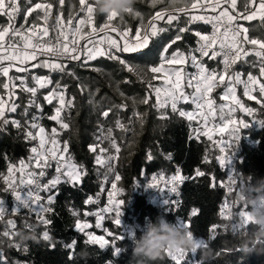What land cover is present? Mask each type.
<instances>
[{"label":"trees","instance_id":"1","mask_svg":"<svg viewBox=\"0 0 264 264\" xmlns=\"http://www.w3.org/2000/svg\"><path fill=\"white\" fill-rule=\"evenodd\" d=\"M38 2H52L54 12L55 9L62 8L59 14L65 21L63 25L65 28L69 27L67 20L70 13L73 20L78 19L81 15L78 11V0H64L62 6L59 0H31V3L28 0H18L21 11L17 14V27L25 24L28 29L32 27L33 23L39 26L42 23L49 27L52 39L56 37L60 29L56 28L55 31H51L56 24L55 15L49 18L47 24L43 20H37L33 13H29L25 18L24 12L27 7ZM243 3L244 0H238L241 11ZM160 7L157 5L155 9H152L148 6L147 0H138L134 8L144 14V23L146 24L148 17L158 11ZM0 16V23L2 26H6L7 17L3 14ZM102 22H104L103 16H98L94 20V25ZM124 23L132 29L133 34L139 21L126 14ZM242 23L249 29L250 37L264 39V26H261L259 19L242 21ZM157 24L159 27H167L169 30L154 38V44L150 41V47L153 49V62H158V52L163 49L164 44L174 38L178 31L177 28L168 26L164 21H157ZM179 26L182 27L184 24L181 23ZM196 31L208 32V28L202 21L187 25V31L181 33V40L175 41L174 45L170 44V49L174 51L176 48H180L181 51L187 52L190 48H195L198 40V37L195 36ZM168 54L170 55V52ZM194 54L199 55L198 53ZM121 55L131 58L133 63L142 62L144 59L135 56V54L122 53ZM41 59H46V57H37L35 62L29 61L24 73L18 72L16 67H13L9 69L8 77L0 74V98L6 100V103L17 105V112L8 115L20 120L22 125L21 129L17 130L9 124L4 131H0V174H7L8 163H17L20 159L27 161L28 150L32 145L23 139V126L26 118L30 124L32 115L36 114L40 117L39 123L47 131L50 132L52 127H57L59 130L55 121L48 119L57 105L54 102L49 104L43 100L47 92L52 91L56 82L59 81L66 98L74 101L71 109H65L62 112L64 120L70 125V128L60 130L61 143L64 140L69 142L70 154L75 162L84 165L86 175L82 177L79 185L61 184L58 186L51 205L53 212L46 214L52 220L50 236L51 242L55 245L54 248L49 247V241L43 240L42 232L45 226L38 222L35 213L26 216L24 215L26 210H22L19 214H11L9 211V215L0 221V233L8 227L6 224L8 218L15 222V228L12 231L17 233L15 239L21 245L19 249L8 248V239L0 235V241H2L0 247L4 249L5 254L11 260L19 261L20 264H106V261L111 258L110 247L101 250L96 245L86 244L87 237L75 228L77 217L71 214V209L77 212L81 220L88 222L89 228L85 231H92L96 235H105L107 239H111V237L106 235L105 228L115 235H121L122 240L119 243L124 251L114 258L115 264H134L130 257L131 239L133 236L138 237L143 231L144 224L148 220H154L157 216H163L172 223H178L177 216L188 219L191 222L190 230L197 238H206L207 254L205 255L200 249L188 252L184 264H196L197 261L200 264H264V251L253 250L246 254L240 252L239 241L231 228L232 221L224 220L219 216L220 204L225 199L228 201L230 199V194L221 187V182L227 180L229 173L239 174L241 177L249 175L250 182L252 176L264 175V119H252L245 113H236V118L246 120V125L239 130L235 143H230L226 149L227 159L224 166L221 167L216 161V156L220 154L219 150L214 147L211 141L205 137L200 140L189 139L190 129L184 118L171 113V109L168 108L166 109L168 117L161 119L160 113L165 110L151 107V104L155 103L154 96L150 98V104L140 103L145 94L146 85L139 82L137 77L124 69L118 61L109 60L107 57H96L95 60L87 61L86 64L84 61L77 63L64 60L62 62L65 64V71L61 73L49 72L48 69L39 68V66L33 69L31 64L39 65ZM256 61L257 58L254 54L249 53L247 57L239 60L233 69L239 71L244 79L251 71L264 82V77L259 76V65L253 67ZM206 67L219 70L221 65L218 64V61L206 62ZM193 69L190 62L183 68L186 75ZM32 74L48 75L52 80V84L45 89H38L37 103L42 104L39 112L28 104L30 93L16 87L11 89L15 95L10 96L9 90L3 88L5 81L10 85H19L20 82L16 77L20 75H24L28 85L33 86ZM145 79L147 80L148 77ZM154 83L161 84L162 82ZM64 85L67 87L64 88ZM236 90L238 98L243 103L258 109L257 117L259 118L264 110L259 109L256 101L249 100L244 96L242 85H237ZM222 91L223 86L214 90L213 98L217 103L222 102L220 100ZM120 93H123V96ZM254 95H258V92H255ZM129 97H135V110L142 114L140 119L143 120V123L133 115V103L128 99ZM122 102L126 103L127 107L117 108L116 105ZM181 106L185 110H191L192 107L190 103L183 102H181ZM25 108L28 109L27 112H25ZM108 109H111L109 115L102 116L101 112ZM117 120L124 125L123 128L116 126ZM109 129L112 130V136L117 141L120 152L114 162V173H109L108 179L105 180V168L96 165L95 157L100 154L99 147L106 148L109 152L114 151L110 148L108 140L105 139ZM219 138H221L219 134L213 137V139ZM223 138L227 139L226 136ZM90 145L94 146L92 150H90ZM96 145L99 147H95ZM148 154L152 155V160L147 159ZM168 154H172L171 160L166 158ZM205 155L208 157L207 161L204 160ZM176 167H180L182 175L189 179L179 186V204L173 205L172 211L165 201L171 197L177 199L175 194L168 193L166 189L151 186L148 182L154 174L157 176L161 173L165 176L172 175ZM197 168L205 175L199 178L195 177L194 173ZM54 169L55 165L53 164L46 174L48 179L54 174ZM117 173L121 176L117 185L123 190L119 194V198L123 200L119 217L120 223L115 225L111 222L114 213H102L104 218L101 220V227L97 228L96 210L103 209L107 203L108 190L112 186L111 180ZM18 175L19 173H17ZM213 183L215 187H210L209 185ZM3 187L2 176H0V189ZM42 195L45 198L47 196L46 193H42ZM90 195L93 197V203L85 205L83 202ZM0 197H3L9 206L11 205L9 193L0 191ZM241 206L243 205L232 206V211H238ZM192 207L199 209L195 218L188 215ZM85 212H88L89 215L85 216ZM212 224L224 227H218L214 234H210L209 229ZM246 230L250 231L251 225L247 226ZM209 235H211V239L207 240ZM73 239L77 241L74 249L63 247L64 243H70ZM25 247L28 249L26 252L23 251ZM69 252L75 254L71 259L68 255ZM149 264H175V262L162 253L159 258Z\"/></svg>","mask_w":264,"mask_h":264},{"label":"snow or ice","instance_id":"2","mask_svg":"<svg viewBox=\"0 0 264 264\" xmlns=\"http://www.w3.org/2000/svg\"><path fill=\"white\" fill-rule=\"evenodd\" d=\"M31 3V0H28ZM173 5L180 3L178 7L163 8L160 7L148 17V23H144V14L135 9L126 10L127 15L138 20L139 23L132 29L124 23V17L116 12H111L107 16H103L104 22L94 25V20L98 17L94 13V7L91 0H78V11L81 13L78 19L73 20L70 13L67 20L69 27L65 28V23L59 14L62 8L55 9L52 2H38L27 7L24 12L25 18L29 13H33L37 20L47 21L52 15H55L56 24L51 31L59 28L60 31L53 41L49 35L50 29L47 26L41 27L33 23L32 27L25 31L27 25L22 24L19 28L15 27L16 15L20 13L21 8L18 0H0V14L7 17V26L0 25V74L4 77L9 76V69L16 67L18 72L24 73L27 70L29 61H37V57L45 56L41 59L39 65L32 63L31 67L48 69L49 72H64L65 64L62 62L75 61L77 63L95 60L96 57H107L109 60H116L128 72L135 75L139 82L144 83L145 94L140 103L150 104V98L155 97V103L151 107L165 111H161L160 118L168 117L166 109L170 108L171 113L184 118L188 122L189 139L200 140L202 137L212 142L215 148L219 150L216 161L223 167L227 159L226 149L230 143H235L238 139L239 130L245 127L246 120L237 119L236 113H245L252 119H264V111L257 117L258 109L249 107L238 98L236 86H243V93L249 100L256 101L260 110H264V82L258 79L257 75L250 71L247 78L244 79L239 71H235L233 66L237 64L243 57H247L249 53L254 54L257 58L256 65H259V76L264 77V39L249 36V29L245 27L242 21H252L259 19L261 26H264V0H244L242 11L238 0H169ZM60 5L64 4V0H59ZM148 6L152 9L157 7L155 0H147ZM35 10V11H34ZM199 13V14H197ZM166 17V20H165ZM157 21H164L168 26L178 29L176 35L169 43L163 45V49L158 52V62H153V49L150 47V41L154 44V38L159 37L160 33L167 32V27H159ZM196 21H202L205 25H211V32L196 31L195 36L198 37L196 47L190 48L187 52H183L180 48L174 51L169 45L175 44V41L181 40V33L187 31V25H191ZM175 22V23H174ZM181 23L184 26H179ZM74 29V30H73ZM115 33L117 38L111 35ZM8 37L6 40L5 37ZM69 35L71 40H69ZM81 37L80 40L77 37ZM19 37V41L10 42L13 38ZM43 37H48L47 40ZM87 40L88 43H82ZM123 41V44L120 41ZM91 45V46H89ZM247 46V47H246ZM170 52V55L168 54ZM122 53L135 54L137 57H143V61L133 63V60L121 55ZM198 53L199 55H195ZM206 58V60H205ZM222 65L219 70L216 68L206 67V62H216ZM6 62V63H2ZM191 63L196 69L195 72L185 74L183 68L187 63ZM175 66V67H173ZM148 77L146 80L145 78ZM19 85L9 84L7 81L3 83V88L9 90V95L15 94L11 89L20 87L23 91L30 93L31 97L28 104L35 107L37 112L42 108L41 103H37L38 89H45L52 84V80L48 75L32 74L31 79L33 86H29L24 75L16 77ZM162 81L161 84L154 83ZM223 86L220 95L221 103H217L213 98L214 90ZM64 88L67 85L63 86ZM258 92V95H254ZM123 96V93H120ZM133 103V115L138 119L141 113L135 110L136 99L129 97ZM46 103H55L57 106L53 110V114L48 117L50 121H55L57 127H52L51 131H47L44 126L39 123L40 117L33 114L31 123L28 119L24 120L23 139L31 143L27 161L20 159L17 163L7 164V174L2 176L4 187L0 189L5 193H9L12 197V203L9 206L7 201L0 197V221L4 220L6 215L19 214L22 210H26L24 215L35 213L36 219L44 225L42 238L49 241V247L54 248L51 242L50 226L52 220L46 215L53 212V204L58 186L61 184L76 186L81 183V179L86 175L84 165L74 161L69 151V142L64 140L61 143L60 130L69 129L70 125L65 122L62 112L65 109H71L74 101L65 96V92L61 90L60 82H56V86L52 91L47 92L43 98ZM181 102L191 104V110H185L181 106ZM117 108L127 107L126 103L116 105ZM28 109L25 108V112ZM111 109L104 110L101 115L107 117ZM17 112L15 103H6L0 98V131H4L9 124L13 129H21V121L10 117L8 114ZM24 115V113H21ZM143 123V120L140 119ZM193 122H195L193 124ZM118 128H123L119 120L116 121ZM219 134L221 138L213 139L214 135ZM227 137L224 139L223 137ZM99 139V137H97ZM110 148L114 151L109 152L108 149L99 147V153L95 157L96 165L105 168L104 179L107 180L109 173H114V162L117 154L120 152L117 141L112 136V130L109 129L105 135ZM90 150L94 146H89ZM152 155L148 154L147 159L152 160ZM167 159H172V154H168ZM7 159V158H6ZM207 155L204 160L207 161ZM55 165L54 174L50 179L47 178V172ZM17 173L19 175L17 176ZM195 177L199 178L205 175L199 168L195 170ZM121 176L117 173L115 178L111 180V189L108 190V200L103 209L96 210V227H101V220L104 218L102 213L112 214L114 218L112 223L119 225L121 205L123 200L119 198V194L123 191L118 187L117 182ZM189 179L182 175L181 168L176 167L174 173L165 176L163 173L153 175L148 182L151 186H157L166 189L168 193L175 194L177 199H167L165 203L168 208L173 211L172 206L179 204V186ZM46 180V182H45ZM215 180V177H213ZM244 185L243 177L239 174L233 175L229 173L226 181L221 182V187L227 192L236 191L238 187ZM215 187V184H210ZM103 188V185H101ZM56 190V191H53ZM42 193H46L45 198ZM99 196V193H97ZM85 205L93 203V197L90 195L83 202ZM71 214L75 217V228L77 231L84 233L87 237L85 243L96 245L99 249L104 250L110 247L111 258L106 264H115V257L123 253L120 246L122 240L121 235H115L107 228L104 232L111 239H107L105 235H96L92 231H85L89 228L86 220H81L75 210H71ZM199 209L192 207L188 215L195 218ZM85 216L89 213L85 212ZM219 216L224 220H231V228L234 234L246 231L250 221L247 217V205H243L238 211H232V204L225 199L219 206ZM178 225L188 229L189 233L196 240V246L191 251L182 253H164L171 258L175 264H184L186 254L195 252L201 246H208L206 238H197L190 230L191 222L188 219H182L177 216ZM7 228L0 233L9 241L8 248H20L19 241L15 239L17 233L12 231L15 228L13 219L8 218L6 221ZM28 226V225H26ZM218 226L212 224L209 229L210 234H214ZM121 231V230H120ZM211 239V235L207 240ZM2 243V241H0ZM77 241L73 239L70 243H64L66 249H74ZM25 247L23 251H27ZM69 258H73L74 252H69ZM0 264H20L19 261L11 260L2 247H0ZM196 264H200L199 261Z\"/></svg>","mask_w":264,"mask_h":264},{"label":"clouds","instance_id":"3","mask_svg":"<svg viewBox=\"0 0 264 264\" xmlns=\"http://www.w3.org/2000/svg\"><path fill=\"white\" fill-rule=\"evenodd\" d=\"M94 13L97 16H107L111 12L125 17L126 10L134 8L138 0H91ZM163 8L180 6L173 5L169 0H155ZM244 185L236 191L230 192L229 202L232 206L247 205V217L251 230L236 234L241 253L253 250L264 251V175L243 177ZM196 246V240L188 229L177 223L169 222L163 216L148 220L138 237L131 239V261L134 264H149L159 258L165 251L169 253H182L191 251ZM208 246L199 249L206 255Z\"/></svg>","mask_w":264,"mask_h":264},{"label":"rangeland","instance_id":"4","mask_svg":"<svg viewBox=\"0 0 264 264\" xmlns=\"http://www.w3.org/2000/svg\"><path fill=\"white\" fill-rule=\"evenodd\" d=\"M0 18H1V16H0ZM17 15H16V18H15V27H17ZM44 23V22H43ZM148 23V22H147ZM146 23V24H147ZM0 25H2V23H0ZM6 26H7V24H6ZM41 27H44L45 25L44 24H42L41 23V25H40ZM67 26V25H66ZM17 28H19V27H17ZM29 29V28H28ZM28 29H25V31L27 32V30ZM50 35V34H49ZM112 36H113V38H117L116 36H115V33H112L111 34ZM133 35H134V33H133ZM51 36V35H50ZM52 37V36H51ZM53 38V37H52ZM5 39L7 40L8 39V37H7V35H6V37H5ZM77 39L78 40H80L81 39V37H77ZM69 40H71V36L69 35ZM17 41H19V37H16V38H13V40L12 41H10V42H17ZM120 43H121V41H120ZM122 44V43H121ZM40 61V60H39ZM173 67H175V66H173ZM196 71V69L194 68L193 70H191V73H193V72H195ZM162 82V81H161ZM4 100V99H3ZM5 102H6V100H4Z\"/></svg>","mask_w":264,"mask_h":264},{"label":"built area","instance_id":"5","mask_svg":"<svg viewBox=\"0 0 264 264\" xmlns=\"http://www.w3.org/2000/svg\"><path fill=\"white\" fill-rule=\"evenodd\" d=\"M207 26V28H208V32H211V25H206ZM43 39H45V40H47L48 39V37H43ZM55 40V38L53 39V41ZM82 43H88V41L87 40H82ZM121 43L123 44V41L121 40ZM89 46H91V45H89ZM43 57H45V56H43ZM46 58H48V57H46ZM221 67H222V65H221ZM10 198H11V201H12V197H11V195H10Z\"/></svg>","mask_w":264,"mask_h":264}]
</instances>
